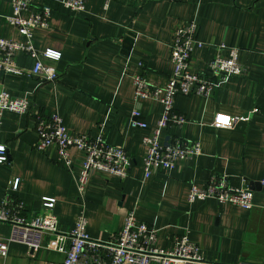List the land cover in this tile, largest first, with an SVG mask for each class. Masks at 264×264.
I'll use <instances>...</instances> for the list:
<instances>
[{
    "label": "crops",
    "instance_id": "1",
    "mask_svg": "<svg viewBox=\"0 0 264 264\" xmlns=\"http://www.w3.org/2000/svg\"><path fill=\"white\" fill-rule=\"evenodd\" d=\"M86 0L85 11H72L57 0H33V7L50 4L48 27L34 30L39 49L62 52L59 61L46 60L58 71L55 82H43L31 73L34 60L16 54L22 72L0 69V92L30 102L26 114L7 111L0 124V143L7 145L8 159L0 163V204L7 195L22 202L25 215L43 214L42 198H55L52 210L59 229H74L79 213L88 218V232L108 241L119 233L125 216L134 210L139 220L158 230L157 245L170 250L175 236H188L206 260L221 264H261L264 260V0ZM12 12V0H0V36L23 38L4 19ZM195 20L198 38L190 69L198 72L215 54L228 56V47L239 49L241 74L232 75L214 88L209 97L178 95L175 109L188 122L162 132V141L180 137L199 140L202 153L180 162L173 170L159 169L144 178L146 146L161 117L163 105L155 99L136 101L133 76L143 73L152 86L163 87L174 71L172 44L175 28ZM227 47L218 49V45ZM139 109L147 127H132ZM58 110L72 134L104 136L122 146L131 157L128 176L116 177L92 170L84 199L75 176L85 153L73 149V173L62 164L56 145L38 150L35 129L38 115ZM217 112L230 114V128H216ZM212 177H226L229 184L247 188L252 208L216 199L187 201L191 184L206 186ZM19 180L18 190L13 185ZM11 226L0 224V237ZM43 246L31 250L11 242L0 264H61V246L69 236L46 232Z\"/></svg>",
    "mask_w": 264,
    "mask_h": 264
},
{
    "label": "built area",
    "instance_id": "2",
    "mask_svg": "<svg viewBox=\"0 0 264 264\" xmlns=\"http://www.w3.org/2000/svg\"><path fill=\"white\" fill-rule=\"evenodd\" d=\"M62 6L72 11H85L86 0H57ZM110 3L106 0L105 7ZM52 7L44 4L33 7V0H12V12L4 19L23 39L15 40L0 36V69L5 73L20 74L22 69L16 61V54L21 51L34 60L31 73L43 82H55L60 74L46 60L59 61L62 52L55 48L39 49L34 41V30L48 27ZM204 45L198 38V24L195 20L175 28L172 44V60L174 71L163 87L152 86L143 73L133 76L136 101L155 99L162 103L161 117L150 134L143 137L146 146L144 157V178L148 179L159 169L173 170L177 165L202 153L199 140L187 141L180 137H170L162 141V132L171 126H182L188 122L187 117L176 111L175 99L178 95L196 94L209 97L214 88L224 83L229 76L241 74L243 66L239 61V49L228 47V56L215 54L207 61L203 70L193 72L190 69L191 57ZM227 47L218 45V49ZM30 110V102L25 97H15L6 90L0 92V124L7 111L26 114ZM139 109H134L130 125L147 127L141 119ZM234 118L225 112H217L212 122L216 128H230ZM38 150H46L57 146L62 164L70 172L73 171L72 150L85 153L80 171L75 176L77 190L84 199L86 186L92 170H102L116 177L128 176L132 165L128 152L119 145L109 143L104 136L91 137L86 134H72L64 123L58 110L50 115L36 118L35 126ZM8 159L7 145L0 143V163ZM19 180L13 185L18 190ZM216 199L218 202L230 203L243 208H252L253 195L247 188L228 183L226 177H212L206 186L191 184L187 201ZM85 201V199H84ZM56 200L51 197L42 198L43 214L33 217L25 215L22 202L7 195L0 204V224L7 222L11 226V234L7 238L0 237V256L6 257L11 242L26 244L31 250H39L46 232L69 236L71 244L61 246L59 251L65 254L61 264H221L206 260L197 245L188 236V230L175 236V247L170 250L160 248L158 230L145 221L139 220L134 210H129L119 233L110 240L93 238L88 232V218L82 210L76 220L74 229L64 233L59 229V218L53 213ZM261 264H264V260Z\"/></svg>",
    "mask_w": 264,
    "mask_h": 264
}]
</instances>
